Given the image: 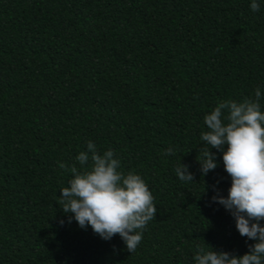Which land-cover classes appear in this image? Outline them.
<instances>
[{"label": "trees", "instance_id": "16d2710c", "mask_svg": "<svg viewBox=\"0 0 264 264\" xmlns=\"http://www.w3.org/2000/svg\"><path fill=\"white\" fill-rule=\"evenodd\" d=\"M257 2L254 13L251 0H0V264H195L198 246L249 251L255 241L211 202L232 183L223 153L212 149L218 167L203 179L197 158L219 101L259 87L264 111ZM90 140L154 196L134 253L118 234L68 223L57 202L74 175L59 164L79 168ZM182 162L196 182L178 178Z\"/></svg>", "mask_w": 264, "mask_h": 264}, {"label": "clouds", "instance_id": "9594fccd", "mask_svg": "<svg viewBox=\"0 0 264 264\" xmlns=\"http://www.w3.org/2000/svg\"><path fill=\"white\" fill-rule=\"evenodd\" d=\"M260 3L251 0V11L258 12ZM262 92L255 89L254 98L242 102L221 100L204 117L207 130L200 135L204 142L200 164L201 178L218 167L217 154L223 153L225 171L231 177L228 195H214L211 202L223 205L236 221L241 236L255 241L243 255L198 246L195 264H264V111L261 109ZM169 147L166 155H173ZM71 166L61 162L59 167L74 174L63 187L57 201L68 216L81 228L91 226L93 232L104 240L117 234L134 253L143 239L148 223L156 217L154 196L144 178L135 171L125 173L114 150L100 154L93 141H88L87 151H81ZM90 162V167L88 166ZM190 165L178 164L175 173L185 182H196ZM206 191V186L205 190ZM64 221L61 220V224Z\"/></svg>", "mask_w": 264, "mask_h": 264}]
</instances>
